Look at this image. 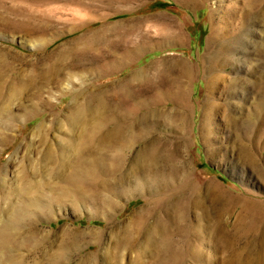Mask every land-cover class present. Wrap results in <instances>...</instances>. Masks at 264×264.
Segmentation results:
<instances>
[{
  "label": "rangeland",
  "instance_id": "obj_1",
  "mask_svg": "<svg viewBox=\"0 0 264 264\" xmlns=\"http://www.w3.org/2000/svg\"><path fill=\"white\" fill-rule=\"evenodd\" d=\"M245 1L0 0V264L254 254L238 217L239 200L264 205V23ZM115 127L121 139L102 141Z\"/></svg>",
  "mask_w": 264,
  "mask_h": 264
},
{
  "label": "bare ground",
  "instance_id": "obj_2",
  "mask_svg": "<svg viewBox=\"0 0 264 264\" xmlns=\"http://www.w3.org/2000/svg\"><path fill=\"white\" fill-rule=\"evenodd\" d=\"M245 5L246 6L248 5V9L250 11H251V9H255V7L261 8V10L257 11L259 13V14L258 13L257 14L259 15V20H261L264 23V0H246L245 1ZM249 13L250 12L245 14V16L249 15ZM216 42H217L216 39H214V42L212 40L211 42H209L210 46L212 47L213 45H216ZM229 45H231V44H229ZM244 45H243V47H244ZM260 45H262V44H260ZM256 47L257 46H255V48ZM234 48L239 49L241 51H243V49H244V48H242V46H241V48H237L235 45H234ZM254 50H255L256 54H258L260 56H264V48H260V49L256 48ZM247 51L248 50H246V49L243 51V53H245L246 56H248L247 55ZM226 59H227V57H226ZM230 60L234 61V62L236 61L235 57L230 58ZM178 66H179V74H180V76L184 75L186 72H188V67L186 65H182L179 62ZM218 76L220 77V75H218ZM222 78H224V77H222ZM237 79L238 78H233V77H230L228 79L225 78L224 82H222L223 83L222 84L223 91L226 92L228 95L231 94V91L227 92V89H229L230 85L235 83V80H237ZM238 81L241 82L240 79ZM175 87H176V92H175L176 96L174 98H175V100L181 99L183 97V92H184L183 89H181V84L178 83ZM241 88L243 89V86H241ZM256 90H257V94H258V98H257V100H258L257 101V109L259 111L258 115L259 116H264V75L261 76L259 82L256 83ZM227 114L224 112L223 121H224V124L228 128H231L233 126V124H234V120H233L234 118L232 116H227ZM103 133H105V134L101 137V140L106 142V143H108V144H112L116 140H120L121 139L118 127H115L112 130H106ZM113 139L115 141H113ZM258 141H259L258 143H259L260 147H263L264 146V138H262L261 140L259 138ZM246 148L247 147L244 146V152H245L244 157H245V160L254 165L255 164V158H254L253 154H250V152L248 150H246ZM150 156H153V155H151V153H150ZM150 156L143 157L142 160L144 162L145 161L147 162V161L150 160ZM154 159H152L150 161V165L152 164V161ZM154 161H156V159ZM214 186H213L212 183H207L204 186V188H203V192L205 193L206 197L209 200L211 199L212 202H216L221 197L223 198V195L220 194V192L217 191L219 188L214 187ZM192 191H197V190L192 189ZM199 192H200V190H198V192H195V193L199 194ZM226 199L227 198H225L224 201ZM203 202H202V206L204 207V210L206 211V215H207L208 210L204 206L205 202L204 203ZM239 205H240L241 210L239 212L240 215L238 217V220H243L242 227H245V229H247V231L255 230L254 232H257V235H256L255 239L258 240V242H259L258 244L259 245L257 246L258 248L255 249L256 251L254 250L255 251L254 254H251V255L249 254L250 252L248 253L249 255H245V254H242V253L237 252L235 250L230 251V254H228V258H226L224 260V264H264V205H260V204H258L256 202L248 201V200H239ZM198 208H199V206H198ZM199 211H200V209H199ZM202 216H204V215H202ZM198 217H199V215H198ZM210 230L212 232V239L214 241V247L215 248H219L221 246H229L230 245L232 237L220 225L210 223Z\"/></svg>",
  "mask_w": 264,
  "mask_h": 264
}]
</instances>
